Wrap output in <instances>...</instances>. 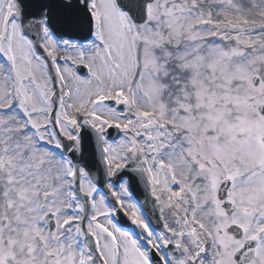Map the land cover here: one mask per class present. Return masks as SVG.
Returning a JSON list of instances; mask_svg holds the SVG:
<instances>
[{
	"label": "snow or ice",
	"instance_id": "obj_1",
	"mask_svg": "<svg viewBox=\"0 0 264 264\" xmlns=\"http://www.w3.org/2000/svg\"><path fill=\"white\" fill-rule=\"evenodd\" d=\"M0 264H264V0H0Z\"/></svg>",
	"mask_w": 264,
	"mask_h": 264
}]
</instances>
